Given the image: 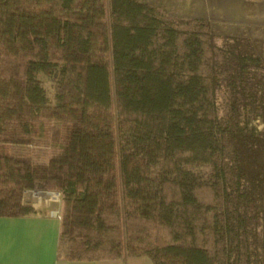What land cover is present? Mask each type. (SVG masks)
Instances as JSON below:
<instances>
[{
	"label": "trees",
	"instance_id": "1",
	"mask_svg": "<svg viewBox=\"0 0 264 264\" xmlns=\"http://www.w3.org/2000/svg\"><path fill=\"white\" fill-rule=\"evenodd\" d=\"M42 132L47 163L6 153ZM34 190L58 261L264 264L262 55L136 0H0V218Z\"/></svg>",
	"mask_w": 264,
	"mask_h": 264
},
{
	"label": "rangeland",
	"instance_id": "2",
	"mask_svg": "<svg viewBox=\"0 0 264 264\" xmlns=\"http://www.w3.org/2000/svg\"><path fill=\"white\" fill-rule=\"evenodd\" d=\"M152 6L156 13L173 22L206 19L214 34L220 38L227 36L249 38L256 52L264 60V0H136ZM261 129L259 121H254ZM5 146V145H4ZM6 153L27 155L35 164H45L59 150L52 147L46 133L33 138L27 147L6 145ZM261 158V156H260ZM259 158V159H260ZM263 164V163H262ZM46 204L52 214L60 217L62 199L56 190L26 191L22 203Z\"/></svg>",
	"mask_w": 264,
	"mask_h": 264
},
{
	"label": "crops",
	"instance_id": "3",
	"mask_svg": "<svg viewBox=\"0 0 264 264\" xmlns=\"http://www.w3.org/2000/svg\"><path fill=\"white\" fill-rule=\"evenodd\" d=\"M22 214L0 218V264H152L149 257H124L105 261H58L60 217L46 204L22 203Z\"/></svg>",
	"mask_w": 264,
	"mask_h": 264
},
{
	"label": "built area",
	"instance_id": "4",
	"mask_svg": "<svg viewBox=\"0 0 264 264\" xmlns=\"http://www.w3.org/2000/svg\"><path fill=\"white\" fill-rule=\"evenodd\" d=\"M54 215H56V214L54 213Z\"/></svg>",
	"mask_w": 264,
	"mask_h": 264
}]
</instances>
